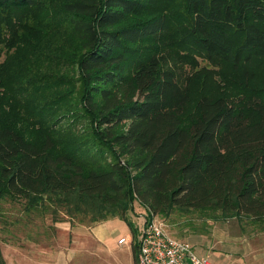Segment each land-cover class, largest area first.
Instances as JSON below:
<instances>
[{"label":"trees","instance_id":"1","mask_svg":"<svg viewBox=\"0 0 264 264\" xmlns=\"http://www.w3.org/2000/svg\"><path fill=\"white\" fill-rule=\"evenodd\" d=\"M0 29V206L117 215L131 235L134 201L191 230L195 213L264 224V0H0ZM171 33L241 73L238 101L164 66ZM21 109L25 128L5 120Z\"/></svg>","mask_w":264,"mask_h":264},{"label":"rangeland","instance_id":"2","mask_svg":"<svg viewBox=\"0 0 264 264\" xmlns=\"http://www.w3.org/2000/svg\"><path fill=\"white\" fill-rule=\"evenodd\" d=\"M4 28L6 27L2 29ZM61 33H58V35ZM174 37V33H171L166 40L159 37L154 40L158 44H163L162 48L166 52L167 59L164 66L174 70L183 85L194 79L199 83H214L225 96H230L231 99L238 101V93L242 89L241 81L243 80L241 73L231 72L216 59H208L191 53L186 48L183 50L172 48ZM161 40H164V42H161ZM4 53H2L1 58H3ZM53 72L58 74L65 73L76 78L73 72H67L62 68ZM64 88L70 89V96L64 99L65 103H69L78 94L79 82L71 81L69 86L66 87V84H64L60 87V90H64ZM3 90V85H0V106L7 108L1 101ZM31 108L30 105H27V112ZM27 112L21 109L16 115L6 116L5 120L15 122L25 128L30 117ZM185 113L187 115L184 118H190L188 116L193 113L192 104L185 107ZM73 127L74 132L76 131L79 136L78 139L90 133V124L85 119L84 121L80 120L77 124L74 123ZM28 134L39 140L42 139L40 132L29 130ZM14 206L16 207L14 208ZM20 206L21 204L17 206L10 203H2L0 206V250L2 256L4 255V260L6 259V263L26 264L27 261H24V256H26L27 259L29 257L35 264H42L41 262H47L45 260L48 257L51 260V257L55 258L63 254L62 250L68 253H66L69 258L68 264L136 263L130 240L131 236L136 234L137 226L142 223V215H145V209L136 201L133 202L132 211H128L126 215L135 229L132 235L128 226L117 215H111L106 219L94 222L88 221V218L81 221L80 216L76 217L66 214L63 209H58L54 214L50 212L37 214L33 212L26 213L19 208ZM194 215L193 224L196 228L193 230L183 225L185 217L173 215L174 217L170 216L162 219L157 215L155 216L163 220L167 230L175 237L187 240L190 243L191 240L188 238L190 234H203L205 239L202 237L197 240L193 239L195 241L194 248L197 251L211 249L207 251V253H211L208 256L211 263H213V256L222 255L226 258L231 254V245L229 241H225L228 236L237 235L241 238L238 246L241 247L243 256L245 255L246 244L254 245L256 249L264 250V224L253 226L247 217L242 216L240 218L228 217L213 220L198 217L196 213ZM120 237H125L128 242L118 243ZM30 240L40 246L39 250L46 247H55L56 249L46 251L45 255H43L41 251H33L30 248H26L27 245L24 244ZM17 244L19 246L24 245L23 250H11L10 245ZM233 247H236V245L233 244ZM35 252H37L38 256L34 254ZM21 258L23 262L20 263Z\"/></svg>","mask_w":264,"mask_h":264},{"label":"built area","instance_id":"3","mask_svg":"<svg viewBox=\"0 0 264 264\" xmlns=\"http://www.w3.org/2000/svg\"><path fill=\"white\" fill-rule=\"evenodd\" d=\"M142 223L131 236V245L136 247L135 264H213L187 240L170 233L163 220L154 215H142ZM120 237L118 243H126Z\"/></svg>","mask_w":264,"mask_h":264},{"label":"crops","instance_id":"4","mask_svg":"<svg viewBox=\"0 0 264 264\" xmlns=\"http://www.w3.org/2000/svg\"><path fill=\"white\" fill-rule=\"evenodd\" d=\"M201 237L203 239H205L203 234L202 235L201 234H192V235L190 234L188 238L191 240V244L195 247V243H194L195 241H193V239L197 240V239H200ZM239 239H241V238L237 235L236 236H228V238H226L225 241H229V243L231 245V247H230V251H232L231 254L226 258L223 257L222 255L213 256V264H264V250L263 249L259 250V249H256L254 245L246 244L245 255L243 256V253L241 252V247L238 246L239 241H240ZM233 244H235L236 247H233ZM24 245H27L26 248H30L33 251H41L43 253V255H45L44 253L46 251H51V250L56 249L55 247H53V248L46 247L44 249L41 248L42 250H39L40 246L36 245L32 240L28 241ZM24 245L19 246L17 244V245H10V247H11V250L20 251V250H23ZM208 250H211V249H207V251ZM207 251L201 249V250H198L197 252L202 254V255H205L208 258V256L211 253L210 252L207 253ZM62 252H63V254L56 256L55 258L51 257V260L49 259L50 257H48V259L45 260L47 262H41V263L42 264H45V263L46 264L47 263H49V264H68L69 263V258L67 257L68 253L64 250H62ZM34 254L36 256H38L37 252H35ZM3 257H4V255H3ZM24 257H25L24 261H27L26 264H35L32 260H30L29 257H28V259L26 258V256H24ZM41 257H42V255H41ZM21 262H23L22 258H21L20 263ZM5 263H6V259H5ZM6 264H9V263H6Z\"/></svg>","mask_w":264,"mask_h":264}]
</instances>
